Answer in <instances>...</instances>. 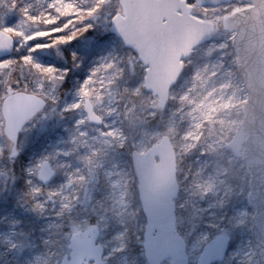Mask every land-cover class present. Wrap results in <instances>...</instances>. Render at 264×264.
<instances>
[{
  "label": "rangeland",
  "instance_id": "rangeland-1",
  "mask_svg": "<svg viewBox=\"0 0 264 264\" xmlns=\"http://www.w3.org/2000/svg\"><path fill=\"white\" fill-rule=\"evenodd\" d=\"M49 3L0 0V29L11 26L23 33H38L44 25L32 17L49 11ZM75 3L81 8L100 6L90 21L94 28L82 34L83 39L101 26L100 34L107 35L109 43L87 53L79 44L70 43L61 47L59 55L53 49L40 57L57 67L65 66L67 60L69 71L61 84L44 94L50 104L22 128L17 148L23 163L16 170L8 165L15 161L1 156L4 152L7 156L9 149L0 112V264H50L66 253L70 233L90 223L99 226L107 264H148L142 248L146 220L131 150L144 151L162 135L169 137L175 152L176 227L186 241L189 264H195L204 243L221 231L231 237L229 248L225 258L214 264H247L254 213L247 202L250 173L241 154L226 147L242 119L246 93L236 70L233 32L223 25L226 15L246 6L245 0L191 5L192 13L201 19H221L209 39L185 57L162 105L145 86V67L137 52L111 29L112 16L122 13L121 1ZM11 35L15 39L11 55L23 54V49L16 52L20 37L15 32ZM72 51L82 57L75 67ZM102 57L108 58L112 68L100 74L107 77L103 83L96 78L91 85L100 94V99L90 98L101 117L96 125L87 118L78 88ZM16 68L10 78L0 75V101L9 80L19 90L30 80L27 90L38 93V78L29 77L27 69L20 77L19 65ZM198 72L206 76V84L196 79ZM18 77L20 85L16 86ZM76 103L80 107L64 110ZM45 160L55 174L42 184L37 172ZM33 188L40 192L33 193ZM26 213L29 221L24 219Z\"/></svg>",
  "mask_w": 264,
  "mask_h": 264
},
{
  "label": "water",
  "instance_id": "water-1",
  "mask_svg": "<svg viewBox=\"0 0 264 264\" xmlns=\"http://www.w3.org/2000/svg\"><path fill=\"white\" fill-rule=\"evenodd\" d=\"M122 13L111 19V29L123 43L133 48L145 66V86L152 91L158 104L162 105L170 85L175 81L182 59L200 43L209 39L206 19L191 13L187 0H120ZM198 5H214L230 0H194ZM249 5L229 13L227 25L233 32L231 45L236 58V70L246 93L242 105V119L234 135L226 144L235 155L241 154L250 173L247 202L254 207L250 227L252 252L247 264H264V0H246ZM160 3L178 5L164 9L171 23L163 33L155 20L162 10ZM117 18L120 23L117 24ZM7 35L12 47L0 50V58L11 55L15 46L12 35L0 29V39ZM0 102L2 132L8 139L10 157L16 148L18 134L22 127L43 109L32 111L37 94L26 89H11L8 98L6 89ZM85 107V106H84ZM88 119L93 124L101 120ZM92 108V104H91ZM94 115H96L93 111ZM18 151V150H17ZM132 166L137 178L138 198L145 215L142 246L149 264H189L186 242L176 229L175 202L178 192L176 181L175 153L168 136L152 144L146 151L132 150ZM45 176L39 175L41 169ZM54 174L48 161L38 171V179L45 183ZM99 228L91 224L83 230L70 234L69 252L51 264H106L103 246L97 241ZM230 236L220 232L204 243L195 264H213L222 261L228 251Z\"/></svg>",
  "mask_w": 264,
  "mask_h": 264
},
{
  "label": "snow or ice",
  "instance_id": "snow-or-ice-1",
  "mask_svg": "<svg viewBox=\"0 0 264 264\" xmlns=\"http://www.w3.org/2000/svg\"><path fill=\"white\" fill-rule=\"evenodd\" d=\"M178 5H168L165 3H160L157 7L162 11L157 14L158 18L155 20L157 28L163 33L168 24L171 23L168 15L164 13V9L168 7H175ZM99 5L89 8H81L75 3V0H50L48 5L49 11L45 12L39 17H32V20L36 23H43L44 27L36 32L23 33L19 29H13L11 26H6L5 32L11 34L16 33L20 37L19 41H16L18 47L16 49L17 53L21 52L23 49V54L21 55H5L0 58V75L12 77L16 71V66L19 65L20 77L24 76V70L27 69L29 77L35 75L38 78V94L32 96L34 100V107L32 109L35 112L41 109L44 101L40 98L46 94L49 87L56 88L65 80V76L69 71L66 66L68 61L65 60V66L57 67L54 62H42L40 57L44 54H48L49 50H55L56 54L59 55L60 49L64 45L79 44L80 47L88 51L92 49L105 46L109 43V37L104 34H100V28H97L96 32H93L87 39H83L82 34L87 33L90 29L94 28V24L90 21L96 18V13L99 11ZM217 17V21H209L207 23V31L211 32L216 30L217 22L220 20ZM225 27L228 25L226 23L227 17L224 18ZM120 23L119 18H117V24ZM106 32L107 24L102 26ZM27 37V38H25ZM12 43L7 35L0 39V50L10 49ZM82 59L81 54L76 51L71 53V65L73 67L77 66L78 62ZM100 63H96L90 70V74L83 80L78 88V94L81 98V102L85 107L89 109V116L93 120L99 121L100 116L94 115L91 108L90 98L95 95L97 99H100V94L96 89L91 87L92 84L97 82L96 78L103 83L106 76H101L102 72H107L112 68L107 57H102ZM206 71V70H205ZM197 80L201 81V84H206L207 79L203 73L198 72L196 76ZM30 80H26L25 89L30 83ZM3 83V82H0ZM9 87L6 89L8 98L11 97V89L13 84L11 80L8 81ZM15 85H20V78L15 80ZM223 87V85H222ZM211 95V93L209 94ZM80 107V103L68 105L64 110H70ZM79 123V121L77 122ZM13 161L18 155V151L12 150ZM29 174L31 172L29 171ZM39 175L41 177L45 176V170L42 168ZM83 179V177H80ZM71 181H69L70 183ZM30 183V181H29ZM32 192L38 194L40 189L33 188ZM38 200V195L36 196ZM42 207V205H40Z\"/></svg>",
  "mask_w": 264,
  "mask_h": 264
},
{
  "label": "trees",
  "instance_id": "trees-1",
  "mask_svg": "<svg viewBox=\"0 0 264 264\" xmlns=\"http://www.w3.org/2000/svg\"><path fill=\"white\" fill-rule=\"evenodd\" d=\"M157 117V115H155V116H147V117H145L144 118V120H149V119H154V118H156ZM4 151H6V149L5 150H3V152ZM1 156H4V159H6V160H9V158H7V156H6V152H4V154H2ZM15 162L12 164V165H10V164H8L11 168H12V170H16L18 167H19V165H20V163L22 162L23 163V159H22V156H19L17 159H15L14 160ZM24 219L26 220V221H29L30 220V216H29V214L28 213H26V214H24Z\"/></svg>",
  "mask_w": 264,
  "mask_h": 264
},
{
  "label": "flooded vegetation",
  "instance_id": "flooded-vegetation-1",
  "mask_svg": "<svg viewBox=\"0 0 264 264\" xmlns=\"http://www.w3.org/2000/svg\"><path fill=\"white\" fill-rule=\"evenodd\" d=\"M44 96V95H43ZM45 98H46V104H45V106L46 105H48V104H50V100L46 97V96H44ZM44 106V107H45ZM44 107H43V109H44ZM43 109L38 113V114H40V113H42V111H43ZM37 114V115H38ZM20 132H21V130H20ZM20 132H19V134H20ZM19 134H18V137H19ZM6 138V137H5ZM6 141H7V147H8V149H9V152H8V155H7V157L9 158V160L10 161H13V158L12 157H10V148H9V144H8V139L6 138ZM17 141H18V139H17ZM16 148H17V143H16ZM17 150H18V148H17ZM19 156H22L23 157V154H20V152H19V150H18V155H17V157L15 158V159H17ZM45 161H48V160H45ZM44 162V161H43ZM49 162V161H48ZM49 164H50V162H49ZM50 166H51V164H50ZM52 167V166H51ZM54 173H55V171H54Z\"/></svg>",
  "mask_w": 264,
  "mask_h": 264
}]
</instances>
